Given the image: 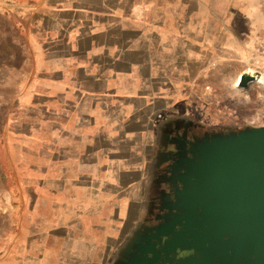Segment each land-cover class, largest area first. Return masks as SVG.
Masks as SVG:
<instances>
[{"label":"crops","instance_id":"0c3cea01","mask_svg":"<svg viewBox=\"0 0 264 264\" xmlns=\"http://www.w3.org/2000/svg\"><path fill=\"white\" fill-rule=\"evenodd\" d=\"M3 24L33 60L31 132L49 174L0 264H130L173 179L165 123L214 100L222 74L252 70L264 0H0Z\"/></svg>","mask_w":264,"mask_h":264},{"label":"water","instance_id":"95a60500","mask_svg":"<svg viewBox=\"0 0 264 264\" xmlns=\"http://www.w3.org/2000/svg\"><path fill=\"white\" fill-rule=\"evenodd\" d=\"M190 152L172 171L177 211L130 264H264V127L204 136ZM182 250L192 252L178 257Z\"/></svg>","mask_w":264,"mask_h":264},{"label":"rangeland","instance_id":"374dc122","mask_svg":"<svg viewBox=\"0 0 264 264\" xmlns=\"http://www.w3.org/2000/svg\"><path fill=\"white\" fill-rule=\"evenodd\" d=\"M23 39L14 27L0 26V252L17 233L21 212L30 208L31 197L39 190L37 183L49 174L48 169L40 168L42 161L38 163V156L43 155L39 154L35 129L33 140L23 134L28 130L32 133V127H36L38 99L33 89L34 64ZM250 63L254 73H264V53ZM221 78L220 94L212 100V90L206 91L205 105L198 113L189 110L181 117L179 112L165 123L164 135L171 142L165 141L163 148L177 150L174 140L179 131L197 130L204 136L226 137L264 127V86L253 80L240 86L236 84L238 76L232 82L228 74ZM39 96L41 100L42 92ZM157 149L161 150L160 144ZM162 164L172 168L171 162ZM44 190L40 188L41 194ZM21 196L26 202L22 203Z\"/></svg>","mask_w":264,"mask_h":264},{"label":"flooded vegetation","instance_id":"af4514ba","mask_svg":"<svg viewBox=\"0 0 264 264\" xmlns=\"http://www.w3.org/2000/svg\"><path fill=\"white\" fill-rule=\"evenodd\" d=\"M204 135L201 132H198L197 130H188V131H183L182 133L179 131L177 133L176 138L174 140V143L176 144V149H171L170 147L168 148H163L162 146L165 144V141L171 142V138H167L165 135L161 136L160 140V145H161V150L165 149V154L163 155V158L166 159L165 162H171L172 163V168H169L166 166L165 170L168 171V169L174 170L175 165H176V160L178 158H182L185 155H190V150L191 146L193 143H195L197 140L203 138ZM171 165V164H170ZM173 175V173H172ZM166 187L162 188L163 192L166 193V201L164 204L165 210L162 212L160 215V221L157 222L153 230L158 226V225H166L169 224L170 220L173 217L174 212L177 210L174 209V204L176 202V198L174 197L175 189H178L180 186L177 184V182L174 179H171V181L167 180L166 182ZM168 230V229H167ZM192 251L190 250H182L177 256L178 257H186L189 254H191ZM179 261L178 259H172V261L168 264H177ZM182 264H187V261L183 262ZM189 264V263H188ZM193 264V263H192Z\"/></svg>","mask_w":264,"mask_h":264},{"label":"bare ground","instance_id":"6f19581e","mask_svg":"<svg viewBox=\"0 0 264 264\" xmlns=\"http://www.w3.org/2000/svg\"><path fill=\"white\" fill-rule=\"evenodd\" d=\"M254 72H255L254 70H248V74L253 75L254 79L249 80L247 82V84H245V85L241 84V76H243L247 73L241 74L240 77L238 79H236V84L240 83V86H247L248 83L253 80L252 82H254V83L256 82V83H259V84L264 86V73H262V72L254 73Z\"/></svg>","mask_w":264,"mask_h":264}]
</instances>
